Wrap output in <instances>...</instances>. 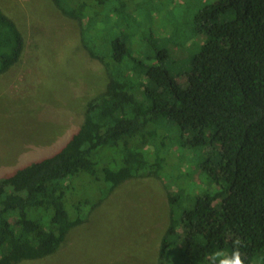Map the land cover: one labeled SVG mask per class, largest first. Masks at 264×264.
Here are the masks:
<instances>
[{
	"label": "trees",
	"instance_id": "1",
	"mask_svg": "<svg viewBox=\"0 0 264 264\" xmlns=\"http://www.w3.org/2000/svg\"><path fill=\"white\" fill-rule=\"evenodd\" d=\"M50 1L77 23L81 50L109 79L78 128L0 177V264L52 255L85 220L70 216L71 185L90 179L104 198L161 173L172 189L155 264H205L236 238L246 264H264V0H207L175 29L181 40L160 49L147 0ZM22 51L0 7V76ZM103 149L117 153L113 169L92 160Z\"/></svg>",
	"mask_w": 264,
	"mask_h": 264
},
{
	"label": "rangeland",
	"instance_id": "2",
	"mask_svg": "<svg viewBox=\"0 0 264 264\" xmlns=\"http://www.w3.org/2000/svg\"><path fill=\"white\" fill-rule=\"evenodd\" d=\"M206 2L147 0L145 8L160 26L152 39L155 48L181 40L175 29L190 24L193 13ZM0 7L23 38L18 62L0 76L1 177L49 154L52 144L78 128L85 104L102 96L109 71L85 55L77 23L61 15L50 0H0ZM132 31H144L141 21ZM169 132L176 130L162 129L172 135ZM170 140L166 138L165 149ZM103 150L106 154L99 157L96 152L92 160L113 169L109 156L115 152ZM161 175L124 181L104 198L90 179L71 185L67 198L78 206L70 216H86L85 220L66 234L52 255L19 264H155L168 222L166 193L172 189L169 174Z\"/></svg>",
	"mask_w": 264,
	"mask_h": 264
},
{
	"label": "clouds",
	"instance_id": "3",
	"mask_svg": "<svg viewBox=\"0 0 264 264\" xmlns=\"http://www.w3.org/2000/svg\"><path fill=\"white\" fill-rule=\"evenodd\" d=\"M233 247L230 253L224 250H214L205 257V264H246V259L240 251L242 241L236 238L232 242Z\"/></svg>",
	"mask_w": 264,
	"mask_h": 264
}]
</instances>
